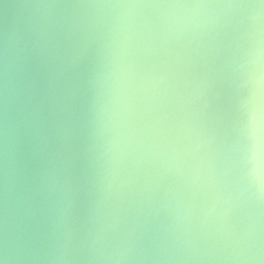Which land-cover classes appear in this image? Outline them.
Masks as SVG:
<instances>
[{
    "label": "water",
    "instance_id": "1",
    "mask_svg": "<svg viewBox=\"0 0 264 264\" xmlns=\"http://www.w3.org/2000/svg\"><path fill=\"white\" fill-rule=\"evenodd\" d=\"M264 0H0V262L264 264Z\"/></svg>",
    "mask_w": 264,
    "mask_h": 264
},
{
    "label": "snow or ice",
    "instance_id": "2",
    "mask_svg": "<svg viewBox=\"0 0 264 264\" xmlns=\"http://www.w3.org/2000/svg\"><path fill=\"white\" fill-rule=\"evenodd\" d=\"M259 131H260L261 133H264V114H262V116H261V123H260ZM258 150L261 152L262 156H264V142H262V143L260 144Z\"/></svg>",
    "mask_w": 264,
    "mask_h": 264
},
{
    "label": "clouds",
    "instance_id": "3",
    "mask_svg": "<svg viewBox=\"0 0 264 264\" xmlns=\"http://www.w3.org/2000/svg\"><path fill=\"white\" fill-rule=\"evenodd\" d=\"M0 264H3V262H0Z\"/></svg>",
    "mask_w": 264,
    "mask_h": 264
}]
</instances>
